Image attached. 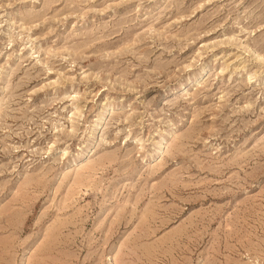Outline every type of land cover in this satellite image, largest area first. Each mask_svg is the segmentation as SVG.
<instances>
[{
    "label": "rangeland",
    "instance_id": "374dc122",
    "mask_svg": "<svg viewBox=\"0 0 264 264\" xmlns=\"http://www.w3.org/2000/svg\"><path fill=\"white\" fill-rule=\"evenodd\" d=\"M0 264H264V0H0Z\"/></svg>",
    "mask_w": 264,
    "mask_h": 264
}]
</instances>
